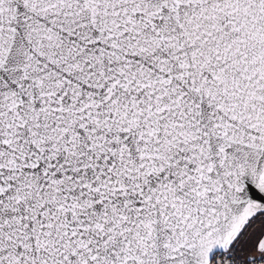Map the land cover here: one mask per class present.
Returning <instances> with one entry per match:
<instances>
[{
  "label": "snow or ice",
  "instance_id": "6c2138e0",
  "mask_svg": "<svg viewBox=\"0 0 264 264\" xmlns=\"http://www.w3.org/2000/svg\"><path fill=\"white\" fill-rule=\"evenodd\" d=\"M0 264H264V0H0Z\"/></svg>",
  "mask_w": 264,
  "mask_h": 264
}]
</instances>
